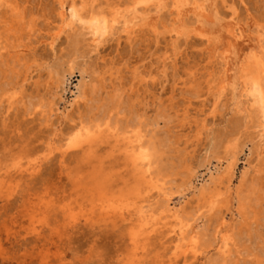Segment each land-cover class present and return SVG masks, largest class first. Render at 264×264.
I'll return each mask as SVG.
<instances>
[{
	"label": "bare ground",
	"instance_id": "6f19581e",
	"mask_svg": "<svg viewBox=\"0 0 264 264\" xmlns=\"http://www.w3.org/2000/svg\"><path fill=\"white\" fill-rule=\"evenodd\" d=\"M54 1L59 22L49 26L53 31L45 44L54 51L57 41L66 33L67 51L59 57L54 55L53 61L45 64L40 61L42 57H38L34 46L29 49L25 47L35 39L37 19L34 16L28 17L27 10L19 4V0H0V106L7 102V109H10L25 101L28 103L27 107L33 106L36 112L44 116L50 110L58 113V103L47 101L42 96L28 98L30 96L25 93L26 81L34 78L36 82L40 81L43 77L40 69L44 65L47 69L46 77L51 78L54 83L58 81L63 84L65 73L72 75L79 70L80 77L72 90L74 99L71 106L78 104L80 108L79 103L83 101L85 112L79 114L77 122L69 127L68 141L56 148L62 156L70 149H87L91 152L101 139L113 137L114 145L132 165L136 180L132 191H118L112 175H104L101 162L98 165L91 164L89 168L92 167V171L87 174L90 179L86 185H83L85 179L79 172L78 177L75 174L77 178L73 180L74 192L78 196L75 201H79L78 210L68 208V204L61 207L67 222L74 226L82 218L87 221L98 218L105 224L114 226L128 221V239L131 244L129 264H139L150 241L161 235H170L168 239L175 242L169 259L172 264H178L179 261L182 264H196L204 255L205 238L218 244V255L210 264H264V233L261 231L264 226V181L259 174L264 170V157L260 155L264 153V0L256 5L255 11L246 6L244 16H241L234 4H227L226 0ZM169 2L175 13L174 17L165 18L167 24L171 25L167 31L172 48L177 51L180 38L190 37L192 34L206 44V83L209 94L213 95L208 116H194L191 120L190 109L185 107L182 115L186 121L182 125L193 122L209 131V126L216 122L222 97L229 86L239 88L240 93V100L231 109L234 110L233 116L220 120L225 123V130L207 133L209 142L203 148L199 163L202 161L210 164L211 159L217 156L218 147L234 141L241 127L249 124L255 129L252 142L253 151L259 156L258 161L252 166L247 159L249 165L241 170L234 195L239 215L237 223L249 220L245 232V247L242 249L236 247L239 246L244 231L239 235L235 228L230 229L227 225L228 213L222 210L225 201L220 185L224 181L226 167H221L220 158H217L218 163L208 180L191 192L199 200L208 202L215 211V216L211 218L212 223L215 222L213 225L207 229L205 223L203 227L199 225L200 219L205 217L204 212L198 213L201 204L188 211L171 204L169 183L174 179L170 174L183 169L182 172L189 175L188 184L195 177L191 162L193 155H190V152L195 151L194 147L189 149L187 140L186 146L181 147L177 138L179 133L175 134L168 124L173 117L169 109L178 106L172 100L175 95L171 96L168 104H164L160 95L155 97L153 111L149 114L147 106L143 109L137 107L139 87L136 86L137 89L131 93L125 91V76L119 67H110L102 72L92 60L91 54L98 53L99 45L119 29L128 39H132L140 29L149 28L158 42L159 24L166 22L149 20V14L152 11L158 14ZM167 24L164 25L165 28ZM160 48L156 47L157 50ZM80 58L83 60L79 61ZM166 59L170 60V57L165 55L161 60L163 71L167 66ZM176 59L178 58L171 59L172 66L177 64ZM144 73L138 67L132 70L130 85L145 81ZM189 74L186 80H181L182 84L188 85L184 92L198 95L200 89L194 71ZM156 75L155 72L151 77ZM177 75L175 71L174 76ZM20 77H23L22 80H19ZM64 91L66 88L63 86L62 93ZM178 111L180 109H176L175 116L179 115ZM161 120L165 127L158 125ZM190 125L187 130H190ZM245 145L243 142L239 150L231 154L234 158L232 176L238 163V154L244 150ZM171 150L175 153L170 154ZM40 167L41 160L34 158L25 165L19 163L15 171H19L20 177H30ZM251 168L255 169L253 174ZM7 171L0 173V195L8 196L19 185V180L3 175ZM210 227L213 229L211 232ZM32 228L34 231L36 227Z\"/></svg>",
	"mask_w": 264,
	"mask_h": 264
},
{
	"label": "rangeland",
	"instance_id": "374dc122",
	"mask_svg": "<svg viewBox=\"0 0 264 264\" xmlns=\"http://www.w3.org/2000/svg\"><path fill=\"white\" fill-rule=\"evenodd\" d=\"M226 1L227 4H234L241 16L245 15L246 6L255 11L256 5L262 3V0ZM19 4L27 10L28 17L34 16L37 19L35 39L25 47L29 49L34 46L38 57H42L40 61L45 64L52 62L54 55L59 57L66 53V33L61 35L54 51L45 44L53 31L49 26L59 22L55 1L19 0ZM172 11V5L169 2L158 14L152 11L149 14V20L159 19L163 22L165 18L170 19L175 16ZM165 24L161 22L159 24L158 42L155 41V36L149 28L140 29L132 39H128L119 29L116 34L109 35L107 40L99 45L98 53L91 54L92 60L98 64L99 71L102 72L110 67H119L125 76V91L131 93L139 87L138 98H136L139 102L137 107L143 109L147 106L146 110L149 114L153 111L155 97L160 95L164 104H168L171 96L175 95L172 100L176 101L178 106L169 109L173 117L168 124L175 134L179 133L177 138L181 147L186 146L185 140L190 145L189 149L194 147L195 151L190 152V155H193L191 162L195 177L188 184L189 175L182 172L183 169L170 174V177L174 179L169 183L171 204L184 207L187 211L201 204L198 213L204 212L205 217L200 219L199 225L203 227L205 223V229L213 225L215 222L212 223L211 218L215 216V211L211 209L208 202L199 200L191 192L208 180L210 173L215 170V164L218 163L217 158H220L221 167H226V175L220 185L225 201L222 210L228 213L227 225L230 229L235 228L239 235L244 231L239 246L236 247L242 249L245 247V232L249 220L237 223L239 215L234 195L241 170L245 165H249L247 159L252 166L258 161L259 156L253 151L252 142L255 129L249 124L241 127L234 141L218 147L217 156L211 159L210 164L202 161L199 163L204 152L203 148L209 142L207 133L225 130V123L220 120L233 116L234 110L231 109L240 100L239 88H233L230 85L226 90L216 114V122L209 126V131L201 129L193 122L190 123L191 125L183 126L182 123L186 119L182 115V109L185 107L190 109L189 118L191 120L194 116L199 118L208 116L211 111L213 95L209 94L206 83L208 49H205L206 44L201 42L199 37L192 34L190 37L180 38L178 49L175 51L167 31L171 25L167 24L165 28ZM157 46L161 48L157 50ZM175 52H177L176 55H174ZM165 55L169 56L170 60L166 59L167 66L163 71L161 60ZM175 57L178 58L176 59L178 62L172 66L171 59ZM81 60L83 59L80 58L79 61ZM137 67L146 73V79L131 86L132 70ZM40 71L43 74L42 79L37 82L36 78L26 81L25 93L30 96L28 97L30 99H32L31 96L33 99L42 96L47 101L58 103L60 108L58 113L50 110L44 116L36 112L33 106L27 107L28 103L25 101L10 109H7V102L0 106V173L8 170L3 175L13 176L19 180V185L11 194L0 195V264H129L131 244L128 239L130 226L128 221L119 222L113 226L105 224L98 218L94 221L82 218L72 226L67 222L64 209L61 207L68 204V208L78 210L79 201H75L78 196L74 192L73 180L78 177L79 172L80 175L83 174L81 175L83 180L85 179L83 185H86L90 179L88 173L92 171H90L92 167L89 168L91 164L98 165L101 162L104 175H112L114 186L118 191H132L136 184L132 165L114 145L113 137L101 139L94 145L91 152L87 149H70L64 156L60 154V150L56 147L68 141L69 127L77 122L79 114L82 115L85 112L83 101L79 103L80 108L78 104L71 106L74 99L72 90L75 89L80 73L79 70L72 75L63 73L65 82L61 84L58 81L54 83L51 78L46 77V65ZM175 71L178 73L176 77L174 76ZM190 71H194L196 83L200 89L198 95L184 92L188 89V85L182 84L181 80H186ZM155 72L157 75L151 77ZM102 74L107 75L108 73ZM22 78L20 77L19 80ZM63 86L66 91L62 93ZM172 88H175L174 92ZM176 109H180L178 116H175ZM202 109L204 112H201ZM158 125L165 127L163 120ZM189 125L191 128L187 130ZM254 140L256 141L257 138ZM243 142L246 145L244 150L238 154V163L232 176L231 167L234 158L231 154L239 150ZM262 143L264 148V136ZM49 151L50 154H47ZM173 153L175 152L171 150L170 154ZM260 155L264 157V153ZM34 158L41 160L39 171L30 177L25 175L20 177L19 171H15L17 165L19 163L25 165L28 160ZM250 171L253 174L255 169L251 168ZM259 174L264 181V170ZM86 175L87 177H84ZM83 207L86 208V202ZM33 226L36 227L34 231ZM209 229L210 232L213 230L212 227ZM261 231L264 233V226L261 227ZM169 236L154 237L139 264H170L169 259L172 256L175 242L169 240ZM204 241V255L196 264H210L218 255L217 242H212L209 238H205ZM234 257L237 259L236 256ZM178 264L182 262L179 261Z\"/></svg>",
	"mask_w": 264,
	"mask_h": 264
}]
</instances>
